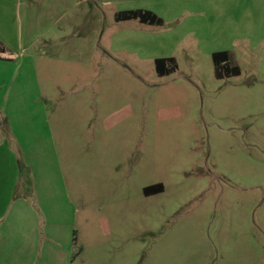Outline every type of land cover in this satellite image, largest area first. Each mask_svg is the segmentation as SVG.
<instances>
[{
	"label": "rangeland",
	"instance_id": "374dc122",
	"mask_svg": "<svg viewBox=\"0 0 264 264\" xmlns=\"http://www.w3.org/2000/svg\"><path fill=\"white\" fill-rule=\"evenodd\" d=\"M0 37L1 200L39 199L79 264H264V0H0Z\"/></svg>",
	"mask_w": 264,
	"mask_h": 264
},
{
	"label": "crops",
	"instance_id": "0c3cea01",
	"mask_svg": "<svg viewBox=\"0 0 264 264\" xmlns=\"http://www.w3.org/2000/svg\"><path fill=\"white\" fill-rule=\"evenodd\" d=\"M8 41L0 37V47L4 49V53L1 55L0 62L13 64L15 62V56L20 54L8 46ZM14 50V51H12ZM8 99V95L3 97ZM10 137V136H9ZM14 138L13 136H11ZM25 138L20 145L25 150L27 155L28 166H23L26 178L35 177L36 169L35 159L38 158V154H41L44 158L45 146L43 147L38 137ZM7 144L2 143V136L0 133V156L1 149L6 150ZM8 146V145H7ZM9 147V146H8ZM7 150H10V147ZM15 148V146H14ZM44 150V152H43ZM32 171V173H31ZM5 199L0 203L5 204L3 212L0 211V264H79V259L74 257V251L72 247V237L70 233L65 236L60 233L56 235L57 224L49 225L50 218L46 217L47 208L42 206L38 199L39 205L36 206L37 200L30 201L28 197L18 196L15 200V196L10 194L7 184H4ZM36 190L38 188L36 187ZM37 193V192H36ZM37 199V198H36ZM58 199V198H57ZM30 204H29V203ZM41 208V209H40ZM8 209L15 210V214H9L5 211ZM46 219H44L45 217ZM40 215V221L38 216ZM44 219V220H43ZM45 224V226H42ZM62 228V226L60 225ZM73 255V256H72ZM82 262V261H81Z\"/></svg>",
	"mask_w": 264,
	"mask_h": 264
},
{
	"label": "trees",
	"instance_id": "16d2710c",
	"mask_svg": "<svg viewBox=\"0 0 264 264\" xmlns=\"http://www.w3.org/2000/svg\"><path fill=\"white\" fill-rule=\"evenodd\" d=\"M118 22L127 21H139L142 24L151 26H161L164 24V19L150 10H127L121 11L116 15ZM4 53V49L0 47V59ZM213 62L215 64V75L218 79L224 77L236 76L240 74V68L238 66H230L232 55L229 51L215 52L212 55ZM161 64H167L168 67L163 70ZM156 72L159 76H166L174 73L178 69L177 59L174 57L158 58L155 60ZM156 193H162L164 191V185L159 184L154 187Z\"/></svg>",
	"mask_w": 264,
	"mask_h": 264
},
{
	"label": "flooded vegetation",
	"instance_id": "af4514ba",
	"mask_svg": "<svg viewBox=\"0 0 264 264\" xmlns=\"http://www.w3.org/2000/svg\"><path fill=\"white\" fill-rule=\"evenodd\" d=\"M168 67L167 64H161V68L163 70H165L166 68ZM160 184V183H159ZM159 184H155V185H151V186H148L144 189V194L145 196L147 197H150V196H153L155 194H157L155 191H154V187L158 186Z\"/></svg>",
	"mask_w": 264,
	"mask_h": 264
}]
</instances>
